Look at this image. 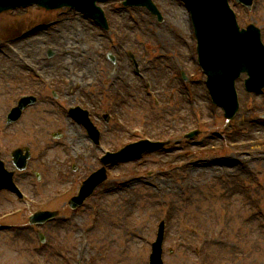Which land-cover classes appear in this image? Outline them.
Masks as SVG:
<instances>
[{"label":"rangeland","instance_id":"rangeland-1","mask_svg":"<svg viewBox=\"0 0 264 264\" xmlns=\"http://www.w3.org/2000/svg\"><path fill=\"white\" fill-rule=\"evenodd\" d=\"M160 2L168 10L166 16L161 9L164 18L161 24H157L156 20L147 16L144 11L122 12L115 9V23L111 26L123 25L125 34L129 36L126 49L134 54L139 63V60L146 62L149 58L155 61L156 68L161 67L165 70L157 83V87L162 88L166 86V78H171L175 73L171 74L177 66L174 63L175 56L185 60L190 74L195 73V68L191 64L192 42L185 10L176 0ZM236 11L242 16L241 26L249 23L256 26L261 24L250 19L245 10L236 8ZM259 15L264 17V0L260 2ZM50 17L52 15L46 16L35 9L17 14L13 18L1 16L0 38L11 37L20 29L38 21H46ZM133 22L140 24V27L135 26ZM46 33L19 42V46L21 45V50L33 62L46 59L47 51L44 48L46 45L56 49L53 57L50 60L46 59L42 65H46L45 75L57 84L60 95L66 93L68 88L72 89L69 91L71 95L67 99L68 104H78V95L84 97L88 95L87 100L94 99L93 97L102 100L101 83L99 86L90 87L96 79L106 83L112 80L113 76L115 78L119 75L120 85L126 82L121 75L129 76L130 60L126 57L122 59L121 54L120 59L118 58V53L123 50L124 45L120 44V48H117V43L110 34L101 32L80 18L72 19ZM143 44L147 52L145 49L140 50L144 48ZM109 57L119 59V64L114 65ZM16 63L13 57L8 60L0 55L1 116L9 107L14 106V96L39 87L33 76L22 66H16ZM169 67L170 71L167 69ZM152 76H156L155 71ZM168 81L167 91L160 98L164 105L163 110L153 108L144 95L136 94L138 98L134 99L132 98L134 90H126L127 92L123 90V95L126 94L130 98H127L128 101L123 106L119 118L125 129L111 131L114 123L111 122L107 127L108 125L104 126L99 119L101 124L99 129L106 132L103 138L104 145L111 147L118 141L124 143L130 136L132 141L139 140L142 138L141 135L131 132L133 128L138 127L150 131L146 132L147 134L151 133L154 136L161 134L166 138L179 128L181 129L179 132H184L181 125L186 126V131L194 122L193 113H189L190 122L186 120L187 93L176 81ZM6 83L11 84L9 89L5 88ZM130 83L138 87L136 80H129L127 85ZM138 84L144 88L139 82ZM198 87L202 116L211 120L209 125L201 128L202 137L195 138L187 144L179 142L181 134H174L171 146L139 162L120 166L102 185L100 222L98 228L91 234L90 244L98 264H149L150 243L156 235L157 221L161 218L165 205L164 199H171L180 204L181 190L185 188L193 190L195 197L187 207L179 206L174 209L178 221L173 224L175 228L173 229L177 230L179 217L183 215L185 224L191 223L204 231L208 237L205 243L212 252L207 258L208 264H264V190L260 189L261 185L258 186L259 183L262 185L264 183V145L256 143L264 139V121L258 119L264 110L262 103L264 97L256 99L257 108L254 112H248V105H253L254 102L244 96L242 99L244 110L240 113L238 121L230 123L231 130L233 127H241V133L233 137L237 138L235 142H248L236 144L234 148L237 150L233 152L227 150L218 152L213 150L219 142L216 134H226V131H222L226 122L220 112L219 115L215 114L214 121V114L206 109L208 105L204 92L200 86ZM84 91L88 94L85 95ZM128 92L132 94L128 95ZM47 95L48 97H45L37 107L29 110L21 121L20 125L28 132L27 136L21 135L12 142L0 136V153L2 147H8V154L1 155V161L8 168L10 167L7 159L12 149L26 142L32 143L33 137L39 138V145L31 149L33 158L28 170L16 177L21 191L26 196L24 202L20 203L16 197L6 192L0 194V214L22 207L25 210L23 215L8 217L5 220L6 224H11V229L0 233V264H37L38 259L47 264H85L79 254L87 253L89 248L85 249L82 246V231L74 228L72 223L80 225L84 221L88 222L92 200L88 202L85 211L80 210L70 215L71 212L65 204L72 194L75 195L72 193L66 199L46 206L45 210L49 212L58 211L54 224L39 229L35 227L32 231H19V226L27 225V217L37 210L36 207L46 202L45 198L56 190L70 187L76 180L84 179L98 168L95 162L98 153L89 145L84 149L82 161H68L73 156L68 147L77 145V141H71V135L77 133L65 125L61 116L58 117L60 111L51 103L50 93ZM6 99H9L8 104L4 103ZM102 101L106 110L109 100ZM30 122L38 125V133L29 131ZM2 124L0 119V129ZM193 128L189 126V129ZM57 131L61 132L60 140L51 138V134ZM235 134L232 131V135ZM13 135L15 134L10 133V136ZM77 136L82 138L81 144L85 142L82 134ZM43 148H47L46 154H43ZM51 149L54 151L51 152ZM65 154H68V159L65 158ZM233 160L239 164H231L230 161ZM84 164L86 167L82 168V171L73 172L74 166L79 169ZM83 169H86L84 173ZM34 173L40 175L38 183ZM109 191L111 192L108 193ZM222 208L229 212V217L224 221L220 217ZM64 217H69L71 221L60 222ZM39 232L51 235L50 239L57 249L54 251L41 249L37 237ZM192 240L198 241L196 238ZM60 253L68 254L69 259L63 260ZM165 258L166 264H194L191 249L174 250V254L166 253Z\"/></svg>","mask_w":264,"mask_h":264}]
</instances>
